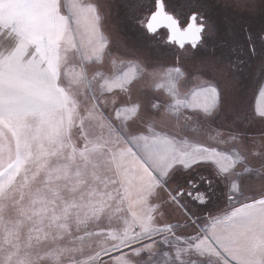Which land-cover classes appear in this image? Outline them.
Returning <instances> with one entry per match:
<instances>
[{
  "label": "rangeland",
  "instance_id": "1",
  "mask_svg": "<svg viewBox=\"0 0 264 264\" xmlns=\"http://www.w3.org/2000/svg\"><path fill=\"white\" fill-rule=\"evenodd\" d=\"M45 2L62 18L55 26L42 24L53 10L29 0L0 5V22L25 25L36 41L26 58L41 53L36 44L45 45L41 54L51 85L39 89L47 98L44 132L28 110L14 119L0 117V264H35L45 252L51 255L42 264H56V256L63 264H115L114 257L125 254L130 264H156L164 259L165 237L188 236L200 226H193L196 217L226 214L264 198V170L255 167L261 157L251 146L259 136L254 134L264 131V119L252 109L260 74L253 89L243 92L236 85L235 91L223 81L220 58L148 55L136 41L132 56H121L96 0H76L75 8L70 0ZM14 44L0 36V52ZM195 69L201 81L221 91L211 116L192 99L199 85L192 78ZM209 153L227 171L189 167ZM237 164L244 168L236 171ZM196 171L206 176L195 182L208 193L207 205L174 195L192 188L188 181ZM214 171L227 194L222 204ZM217 235L225 243L246 239L239 253L253 258L251 233L221 229ZM142 244H151V258L147 251L135 256L128 247ZM182 258L186 264H221L215 253Z\"/></svg>",
  "mask_w": 264,
  "mask_h": 264
},
{
  "label": "snow or ice",
  "instance_id": "2",
  "mask_svg": "<svg viewBox=\"0 0 264 264\" xmlns=\"http://www.w3.org/2000/svg\"><path fill=\"white\" fill-rule=\"evenodd\" d=\"M4 3L5 0H0V5ZM29 3L38 9L53 10L52 14L42 22L43 27L55 26L62 19L55 13V6L46 3L45 0H29ZM11 6L15 7L16 5L13 3ZM247 6L253 10L257 7L254 4ZM70 7H77L76 0H70ZM125 7L126 19L147 39L154 42L164 40L163 36L156 35L163 28L167 30L166 42L176 44L181 49L186 43L190 44L193 49L197 48L206 30L211 31L212 29V25L209 24L202 11V6L196 0H192L188 5V11L184 14L186 26L183 28L175 16L165 10V0H151L150 4L144 0H126ZM92 12L99 22L97 11L92 9ZM260 15L264 17V5L260 6ZM245 32L247 34L244 41L246 47L240 48L245 59L241 62L247 63L251 57H258L260 60L261 74L252 109L256 117L264 119V25H261L259 31L245 29ZM5 35L12 37L15 44L0 52V117L14 119L34 106V100L39 95L42 85L47 84L49 87L51 85L48 81L49 70L44 67L47 61L41 54L45 45L36 44L41 49V53L32 58H26L27 48L36 43L34 37L26 30V26L17 22H13L11 25L0 22V36ZM233 51L235 52L236 48H233ZM237 59H240L239 55ZM174 71L177 75H183L178 68ZM197 71L198 69H195L192 72V78L199 82L198 88L193 92L192 99L200 101L199 106L205 113H211L219 105L221 91L214 83L201 81L196 74ZM240 118V116L237 117V119ZM221 167L223 171H227V166L222 165ZM201 179L204 178L201 177ZM207 183L209 186L211 185V181H207ZM189 184L195 191H189L188 195L195 203L207 205L210 200L208 193L200 190L199 184L194 180L189 181ZM231 188L237 190L238 185L233 183ZM183 194L182 190L174 195ZM180 206L183 207V204ZM196 223H199L200 226L186 237L178 236L174 240L165 237L163 243L166 248L162 250L164 259L162 262L157 261L156 264H186L182 257L189 253L201 257L215 253L221 264H261V254L264 253V198L256 200L252 204L235 208L226 214L213 216L209 213L205 217H196L193 226ZM221 229L233 235L251 233L250 251L253 258L240 255L234 247V239L225 243L217 235ZM144 230L149 231L147 227ZM128 247L132 249V254L138 257L142 256L145 251L150 253V258L153 254L151 244H142L140 248H132V245ZM114 259L115 264H130V257L127 254L115 256Z\"/></svg>",
  "mask_w": 264,
  "mask_h": 264
},
{
  "label": "flooded vegetation",
  "instance_id": "3",
  "mask_svg": "<svg viewBox=\"0 0 264 264\" xmlns=\"http://www.w3.org/2000/svg\"><path fill=\"white\" fill-rule=\"evenodd\" d=\"M102 1L103 6L96 0L107 26L111 29V31L109 30L112 33L111 38H113L111 46L115 53H119L121 56L131 55L129 49L134 50L131 44L132 41H136L138 48L148 55L157 52L162 56L169 55L175 58H220L226 87L230 86L236 91L238 90L236 85H238L241 86L239 91L243 92L254 88L257 77L261 74L260 60L258 57H251L247 63H242L241 61L245 58L240 52V48L246 47L244 44L247 35L245 29L259 31L261 25H264V17L260 15V6L264 5V0H196L202 6V11L209 24L212 25V29L211 31L206 30L201 43L195 49L188 43L183 49L176 44L167 43V30L163 28L156 35L163 36L164 40L150 41L126 19V0ZM246 1H250V3ZM144 2L150 4L151 0H144ZM191 2L192 0H165V10L175 16L182 28L186 26L184 14L188 11V5ZM250 4L256 5V9L253 10L247 6ZM135 47L137 48V46ZM233 48H236L235 52ZM238 55L240 59H237ZM194 177H196L194 180L196 181L206 176L196 172ZM221 178V176H216L214 179L215 185L220 182L219 186L214 187V190L218 191L215 190L219 200L217 201V196H214L215 200L222 204L223 200L227 199V194ZM189 191L194 192L195 189L193 187L189 190L184 189V194L178 196L188 198L189 201L195 203L188 195Z\"/></svg>",
  "mask_w": 264,
  "mask_h": 264
},
{
  "label": "clouds",
  "instance_id": "4",
  "mask_svg": "<svg viewBox=\"0 0 264 264\" xmlns=\"http://www.w3.org/2000/svg\"><path fill=\"white\" fill-rule=\"evenodd\" d=\"M93 9H95L97 11V15L99 16L100 19H102V17L99 14L98 7L93 6ZM46 104H47L46 95L39 94L34 100V106L28 109L29 114L32 118V121H34L36 123V125L38 126V130L41 132L45 131L44 130L45 121L43 119V116L45 115ZM205 115L211 116L212 113H205ZM57 134L59 135V133H57ZM45 135H47V133H45ZM64 227L67 228L66 225ZM50 235L51 234L48 233V234H46L45 237H42L41 239H45ZM106 246H107V241L101 242V244H100L101 250H103V248H105ZM246 246H247V240L246 239H240V240L236 241L235 245H234L235 249L238 251L241 248L246 247ZM50 255H51V253H49V252L39 254L35 260V264H42V262L45 261ZM99 256H100V252H97L96 257H99ZM96 257H94L93 259H95ZM221 259H223V258L221 257ZM55 261H56V264H63V262L60 260L59 256L55 257ZM261 264H264V253L261 254Z\"/></svg>",
  "mask_w": 264,
  "mask_h": 264
},
{
  "label": "crops",
  "instance_id": "5",
  "mask_svg": "<svg viewBox=\"0 0 264 264\" xmlns=\"http://www.w3.org/2000/svg\"><path fill=\"white\" fill-rule=\"evenodd\" d=\"M254 135H259V136H253L252 137V144L251 146H256V147H253L252 146V152L257 154V157L260 159L261 157V161L259 164H255V167L256 169L260 168L261 170H264V131H261V133H258V134H254ZM206 151V149H205ZM211 152V151H210ZM183 164V163H182ZM196 164H203V167L206 168L207 170H212L213 168L211 167V165H214V167L216 169H218L219 171L223 172V169H222V165L224 166L223 163L219 162V160H212V156L211 154L209 153V155H206L205 154V158L204 159H197L195 162L192 163V165H190L189 167H192ZM218 167H217V166ZM254 167V168H255ZM236 168V171H239L241 170L242 168H244V165L242 164H237V166L235 167ZM224 173H222L223 175ZM194 203V202H193Z\"/></svg>",
  "mask_w": 264,
  "mask_h": 264
},
{
  "label": "trees",
  "instance_id": "6",
  "mask_svg": "<svg viewBox=\"0 0 264 264\" xmlns=\"http://www.w3.org/2000/svg\"><path fill=\"white\" fill-rule=\"evenodd\" d=\"M197 171H198V170H197ZM197 171H196V172H197ZM212 171H213V169H212ZM213 173L216 174L215 171H214ZM216 176L220 177L221 175H220V174H216V175L214 176V179L216 178ZM221 177H222V176H221ZM219 183H220V182H219Z\"/></svg>",
  "mask_w": 264,
  "mask_h": 264
}]
</instances>
